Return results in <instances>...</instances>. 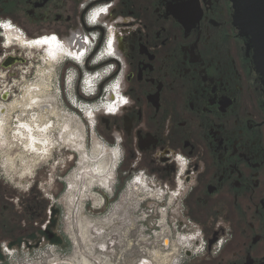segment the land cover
<instances>
[{"label": "flooded vegetation", "instance_id": "obj_1", "mask_svg": "<svg viewBox=\"0 0 264 264\" xmlns=\"http://www.w3.org/2000/svg\"><path fill=\"white\" fill-rule=\"evenodd\" d=\"M237 13L235 0H0V31L6 25L0 120L6 140L8 130L21 149L20 176L49 164L62 144L53 112L56 71L66 58L71 86L73 75L82 80L85 72L102 71L97 93L83 97L88 102L119 81L128 102L120 109L122 102H113L106 111L117 113L113 137L133 157L144 154L158 166L152 175L159 185L146 186L144 176L133 180L115 208L134 198V224L144 221L143 205L156 204L165 220L171 216L206 240L201 249L187 248L178 264H264V67ZM13 24L37 40L23 38ZM88 45L83 58L78 50ZM15 48L28 51L24 60L8 52ZM113 91L110 101L118 97ZM100 104L83 107L86 118L104 110ZM24 197L0 169V247L20 241L31 224L41 227L27 223ZM48 206L44 200L43 209Z\"/></svg>", "mask_w": 264, "mask_h": 264}, {"label": "rangeland", "instance_id": "obj_2", "mask_svg": "<svg viewBox=\"0 0 264 264\" xmlns=\"http://www.w3.org/2000/svg\"><path fill=\"white\" fill-rule=\"evenodd\" d=\"M11 26L16 29L18 25ZM16 30L23 38L37 40L33 36L35 34L24 33L18 28ZM5 32L6 25L0 31V49L5 42ZM15 49L8 52H15L13 56L24 60L28 51ZM78 51L76 52L82 53L84 58L89 45ZM4 52L3 47L0 52L1 60H4ZM34 59L36 62L32 64L37 66L38 58ZM67 62L65 58V64L58 67L55 80L58 88L56 106L59 105L55 112L58 114L57 130L61 134L59 139L62 144L53 148L49 164L41 165L33 176L26 174L21 177L25 165L20 158L21 149L12 138V132L7 130L9 141L0 145V169L9 183L16 185L17 190L25 196L27 223L36 221L41 225L38 231L32 232V228L25 231L20 241L3 242L0 247V264H178L187 248L196 247V244L192 246L194 241L187 238L192 231L182 230L171 216L165 220L166 217L158 212L157 205L151 203L143 205L139 212L144 221L138 220L133 224L135 203L131 196L123 205L122 212L114 209L133 180L144 176L146 186L161 183L153 176L157 173L158 166L152 165L148 156L137 154L133 157L131 147L123 144L119 136L113 137L112 130L115 128L111 120L117 113L109 114L106 111L113 103L109 99L114 92L113 87L118 89L115 103L122 102L117 109L124 106L122 98L126 96L121 91V84L118 80L107 84L105 92L97 101L88 102L83 97L88 98L97 93V84L101 78L98 76L102 71L94 74L85 72L82 80L73 75L71 86L68 77L71 75L72 65L70 60ZM89 82L91 87L87 86ZM70 87L73 90V101L67 96ZM100 103L104 110H98L93 117L89 113L86 118L83 107H96ZM63 135L73 143L63 144ZM7 158H10L9 172L4 165ZM85 162L88 163L86 170H90V174L80 175ZM93 169L98 170L99 176L92 173ZM71 177L72 183L69 182ZM101 178L106 179L107 184L90 192L101 203L105 200V204L99 207L96 205L99 202L97 198L84 199V189L89 180L100 181ZM112 194H115V198H110ZM29 196L30 202L27 201ZM44 200L49 201V206L45 209L42 207Z\"/></svg>", "mask_w": 264, "mask_h": 264}, {"label": "water", "instance_id": "obj_3", "mask_svg": "<svg viewBox=\"0 0 264 264\" xmlns=\"http://www.w3.org/2000/svg\"><path fill=\"white\" fill-rule=\"evenodd\" d=\"M237 21L247 34L253 36L257 46L256 58L264 67V0H235Z\"/></svg>", "mask_w": 264, "mask_h": 264}, {"label": "bare ground", "instance_id": "obj_4", "mask_svg": "<svg viewBox=\"0 0 264 264\" xmlns=\"http://www.w3.org/2000/svg\"><path fill=\"white\" fill-rule=\"evenodd\" d=\"M12 33V32H11ZM19 40V39H18ZM29 43V42H28ZM34 43V42H33ZM27 44V43H26ZM35 44V43H34ZM63 52V51H62ZM47 53V52H46ZM59 53H60V51H59ZM64 54V53H63ZM61 55V54H60ZM51 56V55H50ZM66 56V55H65ZM59 57H61V56H59ZM62 58H64V56L62 57ZM42 60V59H41ZM43 60H44V58H43ZM57 61H58V59H57ZM57 63V62H56ZM52 68H54V67H52ZM40 71V70H39ZM53 71V70H52ZM51 72V71H50ZM49 72V73H50ZM53 73V72H52ZM50 74H48V76H49ZM38 76H40V75H38ZM37 76V77H38ZM51 76V75H50ZM35 83V82H34ZM51 84V83H50ZM49 84V85H50ZM33 87V86H32ZM40 88V87H39ZM54 88V87H53ZM45 89V88H44ZM34 90V89H33ZM47 91V90H46ZM35 92V91H34ZM42 93V92H41ZM28 94V93H27ZM44 94V93H43ZM25 97V96H24ZM37 97V96H36ZM46 97V96H45ZM48 97V96H47ZM43 98V97H42ZM25 99V98H24ZM38 99V98H37ZM45 99V98H44ZM24 101V100H23ZM22 103V102H21ZM12 105H14V104H12ZM40 106V105H39ZM45 106H47V105H45ZM9 107V106H8ZM14 107H15V105H14ZM37 108V107H36ZM41 108V107H40ZM10 110V109H9ZM28 110V109H27ZM26 110V111H27ZM52 110V109H51ZM11 111V110H10ZM46 111V110H45ZM48 111V110H47ZM35 112V111H34ZM52 112V111H51ZM45 112H42V113H40L39 114V120L41 121V122H45L46 121V118H47V116H48V114L46 113V114H44ZM54 113V115H55V117L56 116H58V114L54 111L53 112ZM11 114V113H10ZM28 115V114H27ZM22 116V115H21ZM7 117V116H6ZM52 117V116H51ZM10 118V117H9ZM53 121V120H52ZM39 122V121H38ZM3 120L1 121L0 120V145L2 146V145H4L6 142H7V140H6V138H5V134L3 133V131H2V129H4L3 128ZM42 124V123H41ZM44 124V123H43ZM52 125V124H51ZM8 129V128H7ZM51 129V128H50ZM51 133V132H50ZM42 134V133H41ZM68 139H70L69 137H68ZM63 141H65V140H63ZM20 142V141H19ZM53 142V141H52ZM45 144V143H44ZM79 144V143H78ZM73 145V144H72ZM18 147V146H17ZM79 147V146H78ZM101 162V161H100ZM9 163V162H8ZM8 163H6V164H8ZM37 164V163H36ZM85 164V168L83 169V170H81L80 171V175L81 174H86V173H88V175L90 174L89 172H90V170H86V164H88V163H84ZM5 165V164H4ZM30 167V166H29ZM93 167V166H92ZM33 168V167H32ZM9 171V170H8ZM92 173H94L95 175H98L99 173H98V170L97 169H93V171H92ZM91 173V174H92ZM31 175V174H30ZM99 176V175H98ZM72 179V178H71ZM102 179V178H101ZM97 180V179H96ZM104 183H106V179H102V180H100V181H92V180H89L88 182H87V185H86V187H85V189H84V191H85V196H88L89 197V195L87 194L88 192H93L94 191V188H96V187H98V186H100V185H103ZM107 184V183H106ZM146 185V184H145ZM82 189V188H81ZM71 190V189H70ZM69 190V191H70ZM78 190V189H77ZM69 193V192H68ZM83 194V193H82ZM85 196H84V199H85ZM130 198V197H129ZM94 199H96L95 197H94ZM127 201H128V199H127ZM126 201V202H127ZM82 204V203H81ZM100 203L98 202V204H96V205H99ZM123 205L124 204H121V206H120V208H118V207H116L115 208V210L116 211H121L122 212V209H123ZM96 221V220H95Z\"/></svg>", "mask_w": 264, "mask_h": 264}, {"label": "built area", "instance_id": "obj_5", "mask_svg": "<svg viewBox=\"0 0 264 264\" xmlns=\"http://www.w3.org/2000/svg\"><path fill=\"white\" fill-rule=\"evenodd\" d=\"M121 98H122V97H121ZM122 99H123V101H124V105H126L127 102H128L127 97H123ZM112 102H115V101L113 100ZM181 158H183V157H180V159H181ZM184 161H185V159H184ZM185 167H186V162H185V166H184V168H185ZM183 170H184V169H183ZM183 170H182V171H183ZM182 183H183V182H182ZM178 185H180V187H181V181H179V184H178ZM178 187H179V186H178ZM188 237L191 238V240L194 241V243H192V246H194V244H196V248H194L195 250H197V249H201V248L205 247V245H206V240H204L202 236H196V235L194 234V232H191L190 234H188ZM190 250H191V249H190Z\"/></svg>", "mask_w": 264, "mask_h": 264}, {"label": "trees", "instance_id": "obj_6", "mask_svg": "<svg viewBox=\"0 0 264 264\" xmlns=\"http://www.w3.org/2000/svg\"><path fill=\"white\" fill-rule=\"evenodd\" d=\"M31 225L33 226V224H31ZM32 226H31V228H32V232H34V231H38V230L40 229V227H36V228H35V227H32Z\"/></svg>", "mask_w": 264, "mask_h": 264}, {"label": "snow or ice", "instance_id": "obj_7", "mask_svg": "<svg viewBox=\"0 0 264 264\" xmlns=\"http://www.w3.org/2000/svg\"><path fill=\"white\" fill-rule=\"evenodd\" d=\"M52 39H55V37H53ZM46 42V41H45ZM37 43H40L39 41H37Z\"/></svg>", "mask_w": 264, "mask_h": 264}]
</instances>
